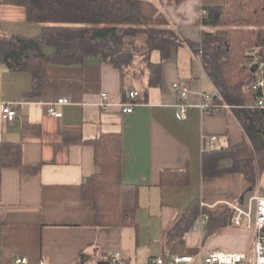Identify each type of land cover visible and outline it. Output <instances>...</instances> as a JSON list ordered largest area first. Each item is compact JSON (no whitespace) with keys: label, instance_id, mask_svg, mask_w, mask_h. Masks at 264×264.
Here are the masks:
<instances>
[{"label":"crops","instance_id":"crops-1","mask_svg":"<svg viewBox=\"0 0 264 264\" xmlns=\"http://www.w3.org/2000/svg\"><path fill=\"white\" fill-rule=\"evenodd\" d=\"M152 1L182 41L163 61L152 54L161 64L157 84L149 69L123 76L94 57L49 64L48 80L37 91L31 72L0 62V264L23 257V264H113L115 253L125 264L179 255L199 262L212 251L252 253L254 230L232 223L233 206L247 207L264 192V175L252 188L243 173L231 170L254 160L255 149L194 49L205 29L203 11L225 0ZM41 30L28 0L0 1V37H33ZM174 82L190 89L184 120L177 117ZM129 91L141 102L123 112L132 101ZM207 94L220 107L201 109ZM61 98L68 103L58 104ZM6 103L17 111L11 122L3 119ZM51 105L61 116L49 113ZM105 133L120 136V177L127 191L138 192L133 224H99L94 203L83 198V186L100 171L93 141ZM13 145L20 146V161L5 164L3 150L9 154Z\"/></svg>","mask_w":264,"mask_h":264},{"label":"trees","instance_id":"trees-1","mask_svg":"<svg viewBox=\"0 0 264 264\" xmlns=\"http://www.w3.org/2000/svg\"><path fill=\"white\" fill-rule=\"evenodd\" d=\"M28 2L32 20L42 25L41 33L0 37V62L11 70L31 72L37 91L48 80L49 64L74 65L94 57L119 68L123 76L136 74L141 57L151 72V84H157L161 64L152 61V54L159 52L163 61L182 42L152 0ZM202 24V39L194 49L197 54L203 51V66L218 90L217 97L233 107L256 153L254 160L236 162L231 170L243 173L254 188L264 175V108L256 104L261 89L245 93L243 85L255 83L264 70V66L256 72L252 69L255 61L264 63V0H225L207 10ZM132 101L141 102L138 97ZM93 145L100 171L83 186V198L94 203L99 224H133L138 192L127 191L120 177V136L105 133ZM13 146L11 156L3 150V163H19L20 146Z\"/></svg>","mask_w":264,"mask_h":264},{"label":"built area","instance_id":"built-area-1","mask_svg":"<svg viewBox=\"0 0 264 264\" xmlns=\"http://www.w3.org/2000/svg\"><path fill=\"white\" fill-rule=\"evenodd\" d=\"M207 14V10L203 11L202 19ZM200 55L203 53L202 50L199 51ZM258 63L259 68L264 66V63H260L255 61L253 64ZM173 87L179 92V102L177 104L179 108V112L177 117L181 120L187 118L188 111V103L187 99L190 93V89L188 86L180 83L174 82ZM248 90L251 89H261L262 96H260L256 104L259 107L264 108V70L261 69L259 72V78L255 83H252L247 86ZM219 94V93H218ZM130 98L136 99L138 93L133 91L130 92ZM108 93L103 92L101 94V105L106 106L108 100ZM213 98V94H207L204 97V102L200 104V108L203 110H212L220 107L221 104L211 102ZM58 104L68 103L67 98H61L57 101ZM137 105L136 101H131L127 104H123L122 111L123 112H132L134 107ZM229 107V104L226 105ZM49 113L55 116H61L54 105L49 107ZM17 114L16 109L12 104L6 103L3 106V119L6 121H13ZM217 136H212L210 138V148L215 149L216 144L215 141ZM235 210V214L232 216V223L236 226L245 225L248 228L254 230V245L253 251L250 254L241 253V252H221V251H212L208 253L204 258H202L199 262H197L196 257L190 255H179L174 257L171 260H166L164 258H158L152 260L149 264H264V192L262 189L258 191V193L252 196L249 200V204L247 207L242 206H233ZM202 221L204 219H201ZM193 228H197V225H193ZM16 263L23 264L27 263V258H19L16 259ZM43 264V263H41ZM82 264H90V263H82ZM113 264H125L122 261V257L120 253H115L113 257Z\"/></svg>","mask_w":264,"mask_h":264},{"label":"rangeland","instance_id":"rangeland-1","mask_svg":"<svg viewBox=\"0 0 264 264\" xmlns=\"http://www.w3.org/2000/svg\"><path fill=\"white\" fill-rule=\"evenodd\" d=\"M259 49H260V48H256V49H255V52H258ZM136 62H138L137 68H138L139 71L141 70V67H142V69H144V70H147V69H148L147 64H145V62H143V60H142L141 57H140L139 59H137ZM248 85H250V84L246 83V84L243 85V91H244L245 93H248V91H249L248 88H247ZM227 105H228V104H227ZM229 107H230V108H233L231 105H229Z\"/></svg>","mask_w":264,"mask_h":264},{"label":"water","instance_id":"water-1","mask_svg":"<svg viewBox=\"0 0 264 264\" xmlns=\"http://www.w3.org/2000/svg\"><path fill=\"white\" fill-rule=\"evenodd\" d=\"M258 68H259V64L258 63L253 64L252 69H253L254 72H256L258 70Z\"/></svg>","mask_w":264,"mask_h":264}]
</instances>
